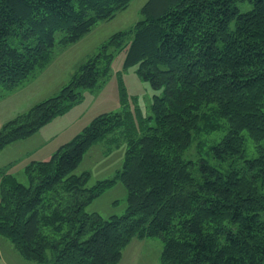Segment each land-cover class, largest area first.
Returning <instances> with one entry per match:
<instances>
[{"label": "trees", "instance_id": "1", "mask_svg": "<svg viewBox=\"0 0 264 264\" xmlns=\"http://www.w3.org/2000/svg\"><path fill=\"white\" fill-rule=\"evenodd\" d=\"M130 1L0 0V98L41 71L57 43L76 42ZM162 1L147 3L143 19L111 36L56 96L0 131V147L33 133L106 82L116 51L155 92L151 116L139 106L100 114L48 161L27 164V185L1 177L0 236L24 261L118 264L132 240L158 238L160 264H264V0ZM118 132L121 168L88 187L75 169ZM193 143L195 161L185 157ZM116 180L124 212L88 213Z\"/></svg>", "mask_w": 264, "mask_h": 264}, {"label": "rangeland", "instance_id": "2", "mask_svg": "<svg viewBox=\"0 0 264 264\" xmlns=\"http://www.w3.org/2000/svg\"><path fill=\"white\" fill-rule=\"evenodd\" d=\"M159 0H132L112 18L99 22L90 32L69 45L56 44L50 62L39 72L30 75L12 92L0 98V131L9 122L26 116L31 109L42 101L56 96L66 86L77 69L89 59L100 53L102 45L114 34L131 29L143 19L142 8ZM173 0H168L172 2ZM160 0L155 8L164 7ZM62 33L55 34V41ZM125 51L113 53L109 78L103 84L91 89L81 90V97L68 104L57 115L38 127L28 136L15 139L0 147V176L12 174L20 183L27 185L24 168L30 162L48 161L57 150L73 139L103 113H123L139 106L142 116L150 115V98L154 91L145 81H141L136 67L123 68ZM157 94L161 90L156 91ZM126 138L123 133L110 134L102 141L93 144L84 154L74 174H88L87 186L98 180L115 178L116 171L121 168ZM195 143L192 144L185 157L197 159ZM248 157H254L252 144L246 143ZM206 160L217 167V163ZM220 169V167L218 166ZM126 204V189L116 180L113 187L103 192L87 207L88 213H96L107 220L112 215H121ZM163 244L158 238L134 241L123 253L122 262L118 264H160ZM51 260V254L48 253ZM0 264H33L24 261L14 246L0 236Z\"/></svg>", "mask_w": 264, "mask_h": 264}, {"label": "crops", "instance_id": "3", "mask_svg": "<svg viewBox=\"0 0 264 264\" xmlns=\"http://www.w3.org/2000/svg\"><path fill=\"white\" fill-rule=\"evenodd\" d=\"M1 168H2V167H1ZM1 168H0V170H1ZM1 177H2V176H0V179H1ZM134 241H137V240H132V241H131V242L125 247V249L122 251V256H121V259H120L119 263L122 262L123 255H124L123 253L125 252L126 248L129 247ZM139 241H142V240H139ZM18 255H19V254H18ZM33 264H34V263H33Z\"/></svg>", "mask_w": 264, "mask_h": 264}]
</instances>
